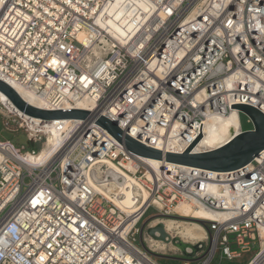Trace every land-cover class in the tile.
I'll return each instance as SVG.
<instances>
[{"label":"built area","instance_id":"2783aa9c","mask_svg":"<svg viewBox=\"0 0 264 264\" xmlns=\"http://www.w3.org/2000/svg\"><path fill=\"white\" fill-rule=\"evenodd\" d=\"M116 2L0 0V79L35 93L46 109L98 112L171 152L182 153L209 116L240 114L232 103L264 112V0H119L114 9ZM0 113L6 129L33 145L0 140V264H161L154 252L184 255L142 229L151 207L160 214L150 225L189 220L204 228L194 239L168 231L200 244L184 264H210L218 251L241 257L258 245L246 263L254 264L263 251L264 151L240 170L208 171L133 152L88 118L41 121L2 98ZM52 132L59 138L48 155L28 162ZM107 161L146 193L134 213L117 204L124 175ZM179 204L221 215L185 216Z\"/></svg>","mask_w":264,"mask_h":264},{"label":"water","instance_id":"95a60500","mask_svg":"<svg viewBox=\"0 0 264 264\" xmlns=\"http://www.w3.org/2000/svg\"><path fill=\"white\" fill-rule=\"evenodd\" d=\"M0 91L5 93L10 102L27 116L40 119L41 121L88 118L101 124L127 146L129 150L146 157L165 159L168 163L186 164L194 168H202L208 171L234 172L248 166L255 157L264 151V112L247 103H232L231 107H236L251 117L254 125L252 129L236 134L228 142L217 148L194 152L193 149L202 135L200 124V132L198 135L185 150L180 153L161 150L144 144L127 134L116 122L98 112L73 107L56 109L40 108L27 102L16 89L1 79ZM153 219L154 218L148 219L142 224V229H146L147 233L153 238L162 240L166 243H174L182 249L186 255H192L200 248V244L185 242L179 237L172 238L163 222L150 225ZM197 221L206 223L204 220L197 219ZM188 248H191L193 252L188 251Z\"/></svg>","mask_w":264,"mask_h":264},{"label":"bare ground","instance_id":"6f19581e","mask_svg":"<svg viewBox=\"0 0 264 264\" xmlns=\"http://www.w3.org/2000/svg\"><path fill=\"white\" fill-rule=\"evenodd\" d=\"M119 0H117L116 4L114 5V9L118 6ZM122 11L117 10L116 12V18L120 19L122 16ZM123 22H125L128 27H131L132 22L129 21L126 22V17H123ZM112 26L114 29L118 32L124 33L125 29L121 27L118 23H116L114 20L112 21ZM264 77V74H260ZM12 85V84H11ZM12 87L18 91V93L30 104H33L35 106H38L40 108H47L46 103L39 98L35 93L28 91L27 89L20 87L18 85L13 84ZM0 98L5 99L6 102H10V100L7 98L5 93L0 91ZM261 109L264 110V107H261ZM66 124L70 123L69 119L65 120ZM241 122L239 117V112L237 109L232 108L231 111H229L226 115H218L214 114L209 116L204 123V131L201 135L200 140L195 145L193 151L194 152H200L205 150H210L217 148L221 145H223L225 142H227L229 139L232 138L233 134L236 132H239L241 130ZM59 138L58 132H52L48 136V140L46 143V146L43 147V149L40 150V153L38 155L33 154H27L25 159L30 163H36L39 160H42L44 157H46L51 150V147L53 144L57 142ZM3 151L0 150V160L3 158ZM108 165L124 175V180L121 183H118V186L121 187V191L124 193L125 198L122 201L117 202V204L120 206V208L123 211H126L128 213H134L139 209V206L137 205V199L139 195H142L144 198L146 197V193L144 191H141L139 188L135 187V179H133L129 174H127L122 169L118 168L114 163L107 161ZM98 191L105 192L107 195H110V192L114 190L113 186H107L106 189L95 186ZM176 210L182 215L193 217H207L209 219H215L218 218L221 214H217L214 212H210L205 209H194L186 204H179L176 207ZM159 222H163L165 225V228L167 231H170L171 228H179L180 233L183 236H186L188 238L194 239V238H203L205 237V230L204 228L198 223V222H189L187 220H179L178 222H175L173 220H160L155 221L154 225H156ZM261 235L263 237V245H264V226L261 227ZM156 243H158L161 246V249L165 248V243L161 242L157 239H153ZM254 264H264V249L261 252L258 260Z\"/></svg>","mask_w":264,"mask_h":264},{"label":"rangeland","instance_id":"374dc122","mask_svg":"<svg viewBox=\"0 0 264 264\" xmlns=\"http://www.w3.org/2000/svg\"><path fill=\"white\" fill-rule=\"evenodd\" d=\"M239 117H240V122H241V124L245 130L252 128L254 126L253 122L249 121L250 117L246 113L240 112ZM0 140H11L12 142L19 144V145L25 144V145H27L28 149L33 147V145L30 144V142L28 141V139L24 133H15L11 130L6 129L3 126L1 113H0ZM36 147H38V145ZM159 214L160 213L158 212V210L156 208H154V207L149 208L148 211L146 212V214L144 215V217L142 218L140 225L142 226V224L146 220L151 219V218H155ZM187 221H189V220H187ZM138 237L140 239V235ZM138 244H139V246L143 247L142 243L138 242ZM258 247L259 246L256 245L252 252L247 253V254H243V256L236 257L233 259H229L227 257H222L220 251H218L216 257L213 259V261L210 264H246L247 261L250 259V257L258 249ZM153 256L161 264H184L185 259L189 258V257H187L186 254H184V255H180V254L167 255V254L156 253V252H154ZM192 264H197V262L193 261Z\"/></svg>","mask_w":264,"mask_h":264}]
</instances>
